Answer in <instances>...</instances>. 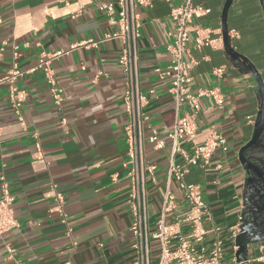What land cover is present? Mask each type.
<instances>
[{
    "label": "crops",
    "instance_id": "crops-1",
    "mask_svg": "<svg viewBox=\"0 0 264 264\" xmlns=\"http://www.w3.org/2000/svg\"><path fill=\"white\" fill-rule=\"evenodd\" d=\"M102 1L110 0H0V77L14 64L27 71L12 84L0 83V196L4 188L12 195L18 224L0 234V264H132L133 171L146 188L153 229L167 181L168 133L174 119L166 50L173 23L168 16L179 0H151L150 7L136 4L139 36L130 80L118 63L123 41L112 36L119 26L98 9ZM194 2L210 9L194 21L209 27L212 38L222 39L225 0ZM115 9L114 18L117 5ZM227 26L231 46L264 79V13L258 0H234ZM88 39L95 44L85 43ZM14 46H19L18 56ZM188 46L195 59L192 91L217 85L224 96L221 107L201 98L196 141L218 130L227 142L207 164L190 167L184 180L200 186L220 227L223 264H238L232 260L237 249L229 227L245 207V171L238 150L253 134L258 87L241 64L230 60L223 41L199 48L190 41ZM57 50L65 53L50 61V69L61 90L60 103L44 72L28 71L40 52ZM217 66H224L219 78L212 74ZM11 87L23 94L18 107ZM127 88L145 97L139 106L146 119L139 130L142 158L137 161L127 139ZM153 130L164 142L160 148L148 141ZM150 165L155 166L153 172L143 173ZM173 189L179 197L175 183ZM181 213L180 205L169 219ZM256 245H262L264 253L263 244L249 243L248 264H264L253 261Z\"/></svg>",
    "mask_w": 264,
    "mask_h": 264
},
{
    "label": "built area",
    "instance_id": "built-area-1",
    "mask_svg": "<svg viewBox=\"0 0 264 264\" xmlns=\"http://www.w3.org/2000/svg\"><path fill=\"white\" fill-rule=\"evenodd\" d=\"M151 6V0H110L98 3V9L108 16L110 23H117L119 31L113 33V37L122 39L124 47L118 58L124 74L130 80L136 58L135 41L139 36L138 14L135 11L136 4ZM115 5L118 6L117 17ZM210 12V9L195 3L194 0H179L169 12V20L173 23V30L169 32L170 42L166 50L170 57V70L172 72L168 92L173 97L174 119L171 131L168 133L170 140V158L167 165V181L162 191L159 211L153 229L150 228V220L147 212V192L135 171L131 172L133 190L132 213L134 218L131 224V232L134 237L133 248L135 257L132 264H223V241L219 235L220 227L214 222L213 216L206 202L203 200L199 185L187 183L185 174L192 166L207 164L216 150L226 147V137L218 130L212 131L204 140L196 141L197 118L201 110L200 100L206 98L214 105L221 107L224 96L219 86L198 88L192 91V66L195 63L188 46L193 41L194 47L202 45L215 46L222 39L212 38L211 29L197 24L194 18ZM111 36H106L108 39ZM87 44H95L92 39L85 41ZM14 55L18 56L19 46H14ZM62 50L54 52L42 51L36 66L28 71L36 69L44 72L56 103L62 100L61 90L56 88L50 69V61L64 54ZM25 70L13 65L7 75L0 77V83L13 81L22 76ZM224 72V66L213 68L212 74L219 78ZM11 87L14 105L20 106L23 94L15 93ZM145 97L131 88L124 93L125 109L131 113V120L127 126L129 151L136 161L142 158V147L139 140V130L146 116L139 106ZM148 141L155 147H162L164 142L153 130ZM181 156V161L175 160ZM144 167V166H143ZM217 167H220L217 166ZM155 166L143 168V173H152ZM175 183L180 192L176 195L173 189ZM60 198V195L57 194ZM13 197L4 188L0 196V234L18 226L12 209ZM182 213L169 219L179 206ZM240 218L236 224L229 227V237L234 239L239 232ZM183 228H185L183 230ZM158 242V256L153 258L152 242ZM236 250L237 247L234 246ZM256 254L253 261L264 262L263 246L256 245ZM11 252V248H8ZM233 262L236 258H232ZM15 264H25L21 260H15Z\"/></svg>",
    "mask_w": 264,
    "mask_h": 264
},
{
    "label": "water",
    "instance_id": "water-1",
    "mask_svg": "<svg viewBox=\"0 0 264 264\" xmlns=\"http://www.w3.org/2000/svg\"><path fill=\"white\" fill-rule=\"evenodd\" d=\"M233 1L225 0L221 11V33L224 50L236 66L241 64L245 68V71L256 80L259 100L253 134L238 150V160L246 174L244 182L246 195L243 198L245 207L240 216L239 232L234 238V243L237 246L235 258L238 264H248L246 261L248 244L259 242L264 245V188L258 186L256 181V174L260 172V169L250 161L251 157L247 156L248 149L255 146L260 140L264 125V79L255 65L246 56L236 51L230 44L227 16ZM258 3L264 13V0H258Z\"/></svg>",
    "mask_w": 264,
    "mask_h": 264
},
{
    "label": "flooded vegetation",
    "instance_id": "flooded-vegetation-1",
    "mask_svg": "<svg viewBox=\"0 0 264 264\" xmlns=\"http://www.w3.org/2000/svg\"><path fill=\"white\" fill-rule=\"evenodd\" d=\"M247 156H250V161L253 164L257 165L260 169V172L256 174V181L258 183V186L264 188V125L261 131L260 140L255 144V146L248 149Z\"/></svg>",
    "mask_w": 264,
    "mask_h": 264
},
{
    "label": "rangeland",
    "instance_id": "rangeland-1",
    "mask_svg": "<svg viewBox=\"0 0 264 264\" xmlns=\"http://www.w3.org/2000/svg\"><path fill=\"white\" fill-rule=\"evenodd\" d=\"M152 248H153L152 256H153V258H156L158 256V251H157L158 242L157 241L152 242Z\"/></svg>",
    "mask_w": 264,
    "mask_h": 264
}]
</instances>
